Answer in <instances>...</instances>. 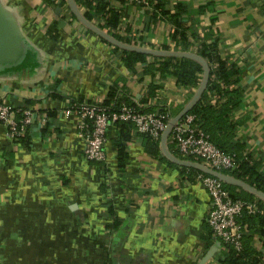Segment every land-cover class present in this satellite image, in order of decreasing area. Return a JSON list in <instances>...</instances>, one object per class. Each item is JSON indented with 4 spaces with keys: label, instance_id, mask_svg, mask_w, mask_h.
I'll return each mask as SVG.
<instances>
[{
    "label": "crops",
    "instance_id": "obj_1",
    "mask_svg": "<svg viewBox=\"0 0 264 264\" xmlns=\"http://www.w3.org/2000/svg\"><path fill=\"white\" fill-rule=\"evenodd\" d=\"M3 1L35 62L0 71V99L38 100L32 107L54 112L55 118L45 133L35 124L30 148L16 146L0 125V264H220L224 247L206 222L211 200L196 176L162 151L160 158L147 154L134 130L121 164L114 124L107 129L105 162L87 160L76 115H63L68 99L103 101L108 87L120 79L136 104L150 82L159 85L143 104L156 113L167 109L176 115L196 89L127 71L121 54L73 18L67 3ZM106 1V9L119 13L118 27H99L103 19L90 22L109 35L135 38L147 49L196 54L215 44L228 68L242 70L226 85L240 99L228 121L234 144L264 178V0H151L172 13L178 6L183 13L178 20L159 10L152 17L150 5ZM181 31L187 49L178 43ZM148 56L147 62L154 61V55ZM53 91L63 99L48 96ZM213 95L220 108L226 99L214 90L207 99ZM166 146L170 150L168 138ZM114 216L119 222L111 231L107 226ZM251 244L261 247L262 242L255 235Z\"/></svg>",
    "mask_w": 264,
    "mask_h": 264
},
{
    "label": "trees",
    "instance_id": "obj_2",
    "mask_svg": "<svg viewBox=\"0 0 264 264\" xmlns=\"http://www.w3.org/2000/svg\"><path fill=\"white\" fill-rule=\"evenodd\" d=\"M75 1L80 7L84 8L81 13L88 21H92L94 19H103V24L97 23L99 27L106 29L118 27L120 22L119 13L112 9H106L109 1ZM153 1L154 0H152V2ZM44 2L49 5L54 3V0H44ZM152 2L151 0H147V3H149L148 5H150L152 9L154 8L152 17L156 15V10H159L161 14L175 18V20H178L177 17H179L180 13H182L180 9L177 8L178 6H174V13H172L171 11L164 10L162 4H159V2L157 4H152ZM65 3L66 0H60L58 5L62 6ZM73 18H75V16H73ZM184 34L185 32H180L178 43H180L182 49H187V41L186 38H184ZM112 36L125 44H131L132 42L135 44L139 43V41L135 40V38H133L132 41V39L128 36L122 37L113 33ZM100 39L103 42L113 46L114 51L121 54L120 57L122 64L127 69V71L139 73L142 78H150V80H152L156 75H158L163 80L171 78L176 85H179L183 88L189 87L191 89H197L201 83L203 77V65L197 60L174 55H163L154 56V61L147 62V57L152 56H148L143 52L121 49L103 38ZM215 47V44L210 46H202V50L198 52V54L208 65L209 80L200 100L188 113L195 115V121L198 123L204 133L207 134L210 141L224 153L230 155L235 161L236 168L233 171L224 170L223 172L246 181L256 189L264 192V178L259 173H257L256 166L252 164L251 159H249L250 156L243 155L242 147L238 143L234 144L233 125L228 121V113L230 110L238 106L240 99L237 90L230 91L226 88V85H228L229 77L233 73L241 75L242 70L239 68L233 69L232 65H230L228 68L225 61L221 60L219 57ZM34 62V54L29 49L26 59L20 65L14 68H23ZM214 62H217L216 68L212 66ZM122 83L124 85L125 81L120 79L113 82L108 87L107 95L102 101V105L106 107L108 111L115 112L118 110L121 104H126L128 106L135 107L142 112L168 115V117L174 116V114L169 112L167 109L156 113L152 107L143 105L148 103V101L156 95V91L160 88L159 85L155 84L154 82H150L147 86L146 93L142 98L139 99L141 104H136L130 97L126 95L124 86H120ZM55 88L56 86H54V89ZM210 90H214L216 93H218L220 98L223 97L226 99L223 103H221L220 108H216L214 105L212 106V104L209 103V99H207V92ZM48 96L56 99H63V97L57 94L55 91L48 93ZM68 101L69 108L74 110L78 109V107L83 103L82 99L77 101L68 99ZM37 102L38 100L26 98L17 104L21 108H29ZM46 115L47 122L45 125H42L43 127L40 128L42 129L43 133L46 132V128L49 127L51 121H53L55 118L54 112L46 113ZM114 125H116L118 128V138L115 141V144L119 150V159L121 164L125 158L123 151L125 150V144L130 139L129 132L131 130H134L140 137V141L145 147V152L147 154L157 156L159 158L162 156L160 140L152 139L146 133L137 132L134 125L130 122H115ZM32 128L28 129L23 134V136L19 137L17 141L14 142L16 143V146L30 148L33 137L31 132ZM169 148L171 152H173L171 145ZM183 170L186 171L187 174H192L194 176H196L198 173H201L199 170L192 168H183ZM223 185L225 189L228 190L230 196L233 199L249 203L252 202L253 199L257 198L254 194L245 190L240 189L239 191H236L234 186L227 184ZM257 206V213L249 214L244 210L243 213L238 217V222L241 229L243 230L242 249L236 250L232 245H226L223 248L224 254L220 264H264L262 259V248H264V200L257 198ZM118 222L119 221L117 220V217L114 216L111 224H108L107 229L111 231L115 230L118 226ZM255 235L257 236L258 240L262 242L261 247L251 244L252 238Z\"/></svg>",
    "mask_w": 264,
    "mask_h": 264
},
{
    "label": "built area",
    "instance_id": "obj_3",
    "mask_svg": "<svg viewBox=\"0 0 264 264\" xmlns=\"http://www.w3.org/2000/svg\"><path fill=\"white\" fill-rule=\"evenodd\" d=\"M124 1L148 5L147 0ZM131 44L138 45L133 42ZM43 97L45 94L39 98L43 99ZM217 102L216 95L209 98L210 104L217 105ZM70 114H75L77 117L78 133L84 140L85 158L98 163L106 160V134L111 124L130 122L137 132L146 133L152 139L160 140L166 124L172 118L168 115L142 112L126 104H121L117 111L110 112L102 105V101L91 103L85 101L76 110L68 106L63 115L68 117ZM195 119V115L187 113L173 126L168 137L175 154L172 153L181 159L199 162L217 171H233L236 168L235 161L210 141ZM46 122L47 115L39 108H21L17 103L0 99V125L4 126L13 142L35 124L45 125ZM196 178L200 180L211 200L206 222L213 235L220 240L223 247L230 244L234 249L241 250L243 230L238 217L244 210L249 214L257 213V203L233 199L225 189L224 183L211 175L201 172Z\"/></svg>",
    "mask_w": 264,
    "mask_h": 264
},
{
    "label": "water",
    "instance_id": "obj_4",
    "mask_svg": "<svg viewBox=\"0 0 264 264\" xmlns=\"http://www.w3.org/2000/svg\"><path fill=\"white\" fill-rule=\"evenodd\" d=\"M66 3L70 7L72 14L81 22L85 27L105 39L109 43L118 46L121 49L143 52L148 55L163 56V55H174L184 58H190L199 61L203 65V77L201 83L197 87L193 98L190 102L184 106L176 115H174L166 124V127L160 137V147L163 155L171 162L178 164L185 168H192L199 170L200 172L211 175L219 179L224 184L234 186L239 189H243L264 200V192L256 189L241 179L233 177L222 171H217L209 168L199 162L181 159L175 156L166 146V140L170 135L173 126L178 120H180L185 114H187L193 106L200 100L203 92L206 89L209 80V68L205 60L198 54L192 52L183 51H165V50H154L147 49L133 44H125L120 42L107 32L98 28L90 21H88L78 9L75 0H66ZM59 10V8H57ZM29 44L18 24L16 19L11 15L6 4L3 0H0V71L14 68L20 65L27 57L29 52Z\"/></svg>",
    "mask_w": 264,
    "mask_h": 264
}]
</instances>
